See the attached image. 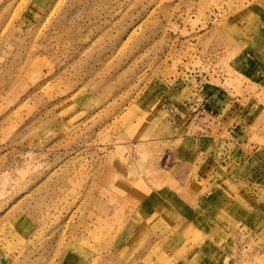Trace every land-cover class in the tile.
Listing matches in <instances>:
<instances>
[{"label": "rangeland", "instance_id": "1", "mask_svg": "<svg viewBox=\"0 0 264 264\" xmlns=\"http://www.w3.org/2000/svg\"><path fill=\"white\" fill-rule=\"evenodd\" d=\"M0 264H264V0H0Z\"/></svg>", "mask_w": 264, "mask_h": 264}]
</instances>
